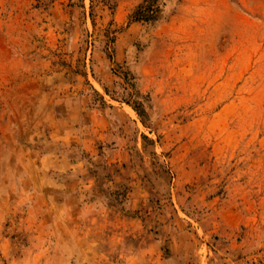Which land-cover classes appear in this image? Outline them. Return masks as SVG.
<instances>
[{"label": "rangeland", "instance_id": "obj_1", "mask_svg": "<svg viewBox=\"0 0 264 264\" xmlns=\"http://www.w3.org/2000/svg\"><path fill=\"white\" fill-rule=\"evenodd\" d=\"M0 264H264V0H0Z\"/></svg>", "mask_w": 264, "mask_h": 264}, {"label": "bare ground", "instance_id": "obj_2", "mask_svg": "<svg viewBox=\"0 0 264 264\" xmlns=\"http://www.w3.org/2000/svg\"><path fill=\"white\" fill-rule=\"evenodd\" d=\"M13 74H15V73H13ZM12 74V75H13ZM12 77V76H11ZM21 78V75L20 74H15L14 76H13V80L14 81H16V80H18V79H20ZM12 80V81H13ZM12 81H10V82H12ZM31 84H33V83H31ZM27 88V86H25V87H23V88H21V90L23 91L24 89H26Z\"/></svg>", "mask_w": 264, "mask_h": 264}]
</instances>
